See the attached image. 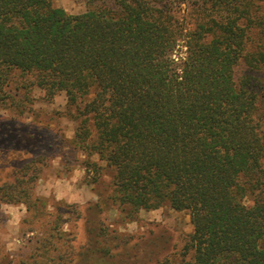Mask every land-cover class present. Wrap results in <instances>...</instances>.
Returning <instances> with one entry per match:
<instances>
[{"label": "trees", "instance_id": "1", "mask_svg": "<svg viewBox=\"0 0 264 264\" xmlns=\"http://www.w3.org/2000/svg\"><path fill=\"white\" fill-rule=\"evenodd\" d=\"M86 1L72 14L53 0H0V106L31 101L35 89L49 101L64 92L77 124L71 143L112 170L109 199L125 219L164 205L189 214L182 251L151 248L149 264H264L260 0ZM17 138L41 144L29 130ZM36 165L0 183L3 202L42 212ZM52 230L49 238L64 235ZM49 238L25 264H130L139 246L111 239L102 222L78 245Z\"/></svg>", "mask_w": 264, "mask_h": 264}, {"label": "rangeland", "instance_id": "2", "mask_svg": "<svg viewBox=\"0 0 264 264\" xmlns=\"http://www.w3.org/2000/svg\"><path fill=\"white\" fill-rule=\"evenodd\" d=\"M53 3L72 14L89 7L86 0ZM259 6L264 17V0L259 1ZM18 95L20 104L23 92ZM31 95V101L15 108L0 106V183L11 180L16 168L36 158L39 170L34 179V195L44 198V205L42 212L37 213L25 202L5 203L0 199V264H25L55 226L64 235L48 240L63 249L69 242L78 245L88 240L89 229L101 222L107 226L111 239L135 237L133 241L139 246L133 248L130 264H149L154 257L151 248L176 258L193 230L189 214L164 205L141 210L134 221L125 219L109 199L112 170L99 161L98 155H92L90 161L99 162L101 168L89 165L87 156L71 143L77 124L69 115L66 94L58 93L50 101L43 98L39 89ZM28 130L40 136L37 149L24 148L19 143L18 132ZM73 206L83 211L80 217L73 212ZM37 259L36 264L48 263L41 257Z\"/></svg>", "mask_w": 264, "mask_h": 264}]
</instances>
